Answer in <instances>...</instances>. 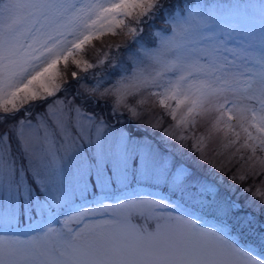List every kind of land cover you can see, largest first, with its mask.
<instances>
[{"label": "snow or ice", "instance_id": "6c2138e0", "mask_svg": "<svg viewBox=\"0 0 264 264\" xmlns=\"http://www.w3.org/2000/svg\"><path fill=\"white\" fill-rule=\"evenodd\" d=\"M254 176L264 0H0V264H264Z\"/></svg>", "mask_w": 264, "mask_h": 264}, {"label": "rangeland", "instance_id": "374dc122", "mask_svg": "<svg viewBox=\"0 0 264 264\" xmlns=\"http://www.w3.org/2000/svg\"><path fill=\"white\" fill-rule=\"evenodd\" d=\"M122 39H123L122 36H116V37L106 36L103 38V41H100V40L94 41L93 42L94 48L92 46H89L88 58H90V59L95 58L99 53H102L103 51L107 50V45L109 43H111V44L119 43ZM97 50H99V51H97ZM70 70H76L79 72V70L75 69V66H72V65H70ZM214 146L215 145H213V147ZM261 181H264V176H254V177H251L249 179L248 183L251 184L255 188V187H261L262 186ZM96 195H99V193H97ZM88 199L89 200L93 199V195L91 193L88 195ZM110 202L111 201H106V203H110Z\"/></svg>", "mask_w": 264, "mask_h": 264}]
</instances>
